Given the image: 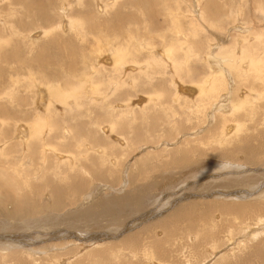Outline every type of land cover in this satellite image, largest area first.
<instances>
[{"label":"rangeland","instance_id":"374dc122","mask_svg":"<svg viewBox=\"0 0 264 264\" xmlns=\"http://www.w3.org/2000/svg\"><path fill=\"white\" fill-rule=\"evenodd\" d=\"M81 4L62 15V0H0V264H264L253 256L264 251V117L255 108L264 67L247 72L264 60V0ZM77 11L82 29L56 28ZM44 27L54 32L35 37ZM107 39L133 53L124 69L105 63L115 50L100 47ZM170 43L171 58L159 56ZM93 70L94 101L36 102L39 90L72 88ZM218 71L223 86L210 100L189 91ZM257 92L253 117L248 107L228 115ZM38 116L47 127L28 139L18 127ZM188 208L186 219L172 217Z\"/></svg>","mask_w":264,"mask_h":264},{"label":"bare ground","instance_id":"6f19581e","mask_svg":"<svg viewBox=\"0 0 264 264\" xmlns=\"http://www.w3.org/2000/svg\"><path fill=\"white\" fill-rule=\"evenodd\" d=\"M82 2H84V1H82ZM26 3V2H25ZM28 4H29V2H27ZM27 4V5H28ZM81 4V0H70V1H66V3H64L63 2V0H62V10H64L63 12H62V15H64V12H68V10H70V8L72 7V6H78L79 7V5ZM82 5V4H81ZM50 7V6H49ZM83 7V6H82ZM81 7V8H82ZM263 8H264V6H262ZM261 8V7H260ZM28 9V8H27ZM31 10V9H30ZM80 10H82V9H80ZM261 10H263V9H261ZM32 14V13H31ZM80 14H82V13H80L79 11H77V14H75L76 16H71V15H69L68 16V18H67V20L66 19H64L63 21H59V24L58 25H56V28H59L60 29V26H61V23L62 22H65L66 23V25H67V28H68V30H71V31H77V29L79 30V29H82L83 28V20H82V16L84 15H82V16H80ZM46 16V15H45ZM57 16V15H56ZM66 16V15H65ZM179 16V15H178ZM48 17V16H47ZM120 17H122L121 15H120ZM65 18V17H64ZM261 18V17H260ZM177 28V27H176ZM177 30H178V28H177ZM175 31V30H174ZM31 32V31H30ZM29 32V33H30ZM54 32V30H53V28H50V27H44L43 28V30L41 29V31L39 30V32H37L36 34L38 35V36H35V37H37V38H39V36L41 35V36H46V35H49L50 33H53ZM14 34V33H13ZM15 35V34H14ZM35 35V34H34ZM11 36V35H10ZM25 36H27V34L25 35ZM34 38V37H33ZM176 38V37H175ZM109 39V38H108ZM105 40L104 42H102L101 41V43H100V47L103 49V50H105V49H107L108 47H110V45L111 46H113V47H115V50H114V48H113V50L114 51H111V52H109L110 53V56H109V58H105L104 59V61H105V63H110L109 65V67H112L113 66V68L115 67V71H117V70H122V69H124L125 68V65H128V62H129V60L128 59H130L131 57H130V55L132 56L133 55V53L130 51V50H128L127 48H126V46H121V45H117V48H116V46L111 42V40L109 41V40ZM182 40V39H181ZM36 41V40H35ZM97 41H100V40H97ZM116 43V42H115ZM119 44H121V42H118ZM117 44V43H116ZM171 44V43H170ZM170 44H166L165 46H163V48L158 52V55L160 56H165V58H171V55H170V48H171V46H173L172 44L170 45ZM181 44V43H180ZM179 44V45H180ZM137 46H135V48H136ZM111 48V47H110ZM102 49H96L97 51H96V53H95V57H98V55H99V53H100V51L102 50ZM175 49H177V47H175ZM112 50V49H111ZM187 51V50H186ZM250 52V51H249ZM191 55V54H190ZM256 57L257 58H259L258 57V55L256 54ZM127 58V59H126ZM154 58L151 56L150 58H149V60H148V63H150L152 60H153ZM84 60V59H83ZM158 63L160 62V58L159 57H156V59H155ZM134 64L135 63H139L138 65H140V61H136L134 58H133V61H132ZM176 62V61H175ZM85 63V62H84ZM83 63V64H84ZM264 60H262V63L261 62H259L258 60H253V59H251L250 61H249V67L251 68V70H247V72L248 73H253V74H255V73H257V72H259L260 70H262V67L261 66H259V65H262L263 67H264ZM176 64V63H175ZM174 64V65H175ZM173 65V66H174ZM146 66V65H145ZM172 66V67H173ZM179 67V66H178ZM174 68V67H173ZM177 68V67H176ZM242 71V70H241ZM241 71H238L239 73L241 72ZM244 71H246V70H244ZM96 72V70H93V71H91V72H84L83 73V77H81V78H78L77 79V77H76V79H77V81H78V83H77V85L76 86H73L72 88H66L67 86H65V87H58V83L56 84H53V85H55V86H53V85H50V86H48V87H44V84H43V82H42V85L41 86H43V88H45L44 90L43 89H41V90H39L38 91V93H37V95H36V102L37 103H43V101H41V99H40V96H41V94H44L45 95V99H44V101H45V106H46V108L45 109H48V107H49V105L53 102V100H52V98L53 97H55V98H57L58 99V97L59 98H61V100H62V98L64 99V98H66V97H71L72 98V100L75 102L74 103V105L76 106V107H79L80 106V104H78L79 102H80V99H83V100H86L87 98H89L90 97V99L91 100H93L94 101V99L93 98H91V94L92 95H95V94H98V92H99V90L100 89H98V86L100 85V82L96 79V81H92L93 80V78H94V76H93V74ZM219 72V71H218ZM220 72H221V70H220ZM216 73L215 75L213 74V75H208L206 78H204V80L199 84L198 83V85L199 86H197V87H199L198 89H196V88H194V89H192V91L193 92H196V91H198L197 93L199 94V96H200V94L202 93V94H205V96H206V98L208 99V100H210V98H211V96H212V93H214V92H220V90L222 89V86H223V80H224V78H223V75L221 74V73ZM245 73V72H244ZM82 74V73H81ZM78 75V74H77ZM263 75H264V69H263ZM79 76V75H78ZM238 75L236 74V77H237ZM74 77V78H75ZM34 78V77H33ZM71 79V78H70ZM75 79V80H76ZM261 79V78H260ZM34 80H35V78H34ZM72 80V79H71ZM95 80V79H94ZM37 81H39V80H36V83H37ZM101 81V80H100ZM70 82V81H69ZM249 82H250V80H249ZM261 82L264 84V76L262 77V79H261ZM40 83H41V81H40ZM65 83V82H64ZM251 83V82H250ZM66 84H67V81H66ZM248 84L249 83H247V85L246 86H248ZM47 85V84H46ZM74 85V84H73ZM100 87V86H99ZM186 88V87H185ZM255 89V88H254ZM252 90V89H251ZM101 91V90H100ZM183 91V90H182ZM185 91H187L188 92V89H186ZM262 95H264V89L263 88H261V90H258ZM184 92V91H183ZM259 92H257V94H255V97H248V95L247 94H245L243 97H239V98H237L236 100H234L233 101V104L231 105V111H230V113H228V115L230 116H232V115H234L236 112H238V111H242V112H245V107H248V111L245 113V115H247V114H249V116H251V117H253V107L255 106L254 104H253V99H257V100H259V99H261L263 96L259 93ZM103 93V92H102ZM114 93V91H113V89H111L110 91H108L107 93H104V95H105V97L106 96H110L111 94H113ZM101 95V93H99V96ZM154 96V97H156V99L157 98H160L159 96H158V94H153V93H150L149 94V96H147V100L148 99H151V96ZM87 97V98H86ZM93 97V96H92ZM107 97V98H108ZM153 97V98H154ZM104 97H102L101 98V100L103 99ZM98 99V98H97ZM146 99V98H145ZM72 100H70V102H73ZM88 100V99H87ZM104 100H106V99H104ZM159 100V99H158ZM157 100V101H158ZM55 101V100H54ZM57 101V100H56ZM65 101H67V99L65 100ZM82 101V100H81ZM95 101H97V100H95ZM99 101H100V99H99ZM156 101V100H155ZM156 101V102H157ZM69 102V101H68ZM87 102H89V101H87ZM92 102V101H91ZM90 102V103H91ZM198 102V101H197ZM54 103V102H53ZM56 103V102H55ZM54 103V104H55ZM64 103V102H63ZM62 103V104H63ZM67 103V102H66ZM94 103V102H93ZM92 103V104H93ZM158 103V102H157ZM156 103V104H157ZM160 103V102H159ZM203 103H201L200 102V104H198L197 103V106H198V108H202L203 106H201ZM66 107H67V105L66 104H64ZM71 105V104H70ZM73 105V106H74ZM95 105V104H94ZM108 106H110V104H107ZM106 105V107H108ZM247 105V106H246ZM44 106V107H45ZM112 106V105H111ZM111 106L110 107H108L109 109H112V110H114V108L115 107H113L112 106V108H111ZM64 107V106H63ZM62 107V108H63ZM154 107V106H153ZM108 108H106V111L108 110ZM255 108H258V109H256V113L260 110V111H263L262 112V115H263V117H264V103H262V104H260V105H256L255 106ZM64 109V108H63ZM68 108H66V110H67ZM121 109V108H120ZM111 110V111H112ZM116 110H118V108H116ZM197 110H199V109H197ZM115 111V110H114ZM117 112V111H116ZM118 114H120V113H118ZM220 114V113H219ZM223 114V113H222ZM37 115V114H36ZM226 115V114H225ZM244 115V116H245ZM125 116H127V115H125ZM129 116V115H128ZM127 116V117H128ZM45 117V116H44ZM123 117V116H122ZM225 117V116H224ZM247 117V116H246ZM48 119V118H47ZM188 121V120H187ZM228 121H230V120H228ZM238 121H240V120H238ZM45 122L46 121H44L42 118H40V116H38L37 117V119H35V121L33 120V122H29V123H25L24 124V127L26 128V138H28V139H30L31 137H33V136H36V135H41V133H42V131H43V128L46 126V124H45ZM114 122V121H113ZM239 123H241V122H239ZM238 122H237V124L236 125H229V127H227V133H226V135H223L224 136V138H225V142H228V140L226 139L227 138V136L228 135H238V132L242 129V125H240ZM91 124V123H90ZM112 124V123H111ZM92 125V124H91ZM51 126V125H50ZM110 126V125H109ZM47 127V126H46ZM52 127V126H51ZM111 127V126H110ZM112 127H114V126H112ZM52 128H49L48 129V131H50ZM93 129V128H92ZM226 129V128H225ZM113 130V128L111 129V131ZM116 130V129H115ZM248 130L249 129H246V134L245 135H247V132H248ZM243 131V130H242ZM17 132H19V131H17ZM123 132V131H122ZM104 134V133H103ZM23 135V134H22ZM74 135V134H73ZM122 135V134H121ZM124 135H125V133H124ZM37 136V137H38ZM108 137V136H107ZM87 138V137H86ZM246 138V137H245ZM35 139V138H34ZM77 139V138H76ZM38 140H40V138L38 139ZM82 140H83V138H82ZM86 140V139H85ZM247 140H248V138H247ZM37 141V140H36ZM92 141V140H91ZM248 141H250V140H248ZM105 143V142H104ZM251 143V142H250ZM109 144V142L108 143H106V144H104V146H102L101 145V147L98 149L99 151H97V154H95V155H97V158L98 157H100V158H102L103 159V157L105 158L106 156H108L107 155V152H108V150H109V146H106V145H108ZM234 146V145H233ZM232 146V147H233ZM250 146V145H249ZM106 147L108 148V149H106ZM236 149H237V147H235ZM89 149L91 150H89L90 151V153L91 152H93L92 151V149H94V147L93 148H90V146H89ZM182 149V148H181ZM240 149V148H239ZM95 150V149H94ZM187 150H190V148L189 147H187L186 149H182V150H180V152L179 153H188V152H186ZM238 150V149H237ZM246 150H248V148L246 149ZM191 151V150H190ZM68 152H71V151H68ZM192 152V151H191ZM79 153V152H78ZM94 153V152H93ZM96 153V152H95ZM177 153H178V151H177ZM246 153V152H245ZM73 154V157L75 158L76 156H74V153H72ZM77 154V153H76ZM174 155H175V153H173ZM79 155V154H78ZM178 155V154H177ZM176 155V156H177ZM187 155V154H186ZM82 156V155H81ZM92 156V155H91ZM182 156V155H181ZM83 157V156H82ZM82 157H78V158H81L82 159ZM69 158V157H68ZM77 158V157H76ZM174 159H176V158H171V160H174ZM180 159V158H179ZM179 159H176L177 161L179 160ZM66 160V159H65ZM73 160H77V159H73ZM105 160V159H104ZM71 161H72V159H71ZM106 161V160H105ZM182 161H184V160H182ZM76 162V161H75ZM78 162V161H77ZM179 162V161H178ZM70 163V162H69ZM79 163V162H78ZM77 163V164H78ZM82 163V162H81ZM91 163H92V161H91ZM95 163V162H94ZM99 163V162H98ZM77 164H75V166L77 165ZM85 164V163H84ZM86 164H88V163H86ZM176 164V163H175ZM72 165H74L73 163H72ZM71 165V166H72ZM79 165V164H78ZM100 165V164H99ZM68 167L70 166V165H67ZM74 166V167H75ZM87 166V165H86ZM85 166V167H86ZM73 167V166H72ZM73 167V168H74ZM78 166H76V169H79V168H77ZM71 169V171H72V168H70ZM70 169H68L69 171H70ZM97 170H98V168H97ZM96 174V173H95ZM94 175V174H93ZM100 175V174H99ZM97 177V176H96ZM77 183V182H76ZM234 203V202H233ZM240 203V202H239ZM227 205V204H226ZM253 206L254 208H255V211H256V206H255V204H253V205H251V204H246L245 206H244V204H243V207L245 208V209H248V210H252V209H254V208H251V207ZM224 207H226V206H224ZM248 207V208H247ZM227 209H230V208H232V209H234V210H236L235 209V204H229V206L228 207H226ZM259 208H260V206H259ZM187 210H190L191 211V209L190 208H188V209H185V210H183V211H181V210H177V211H175L176 213H173L172 214V217L174 218V216L175 217H179V218H182V216L183 217H185V219H186V216H187V213H189V211H187ZM259 211V210H258ZM233 214H236L237 212L236 211H233L232 212ZM253 213V212H252ZM245 214V213H244ZM259 215V214H258ZM257 217V216H256ZM258 217H260V216H258ZM257 217V218H258ZM264 217H261V219H263ZM172 219V218H171ZM233 219H238L237 218V216H233ZM255 219V218H254ZM173 220V219H172ZM171 220V221H172ZM181 220V219H180ZM259 220V219H258ZM235 221V220H234ZM245 221V220H244ZM248 221V220H247ZM256 221V220H255ZM166 222L169 224V227L170 226H172L173 224H176V223H171V222H168V220H166ZM263 222V221H262ZM171 223V224H170ZM242 223V222H241ZM245 223H246V221H245ZM249 223V222H248ZM247 223V224H248ZM256 223V222H255ZM260 222H258V224H259ZM165 225V224H164ZM246 225V224H245ZM250 225H248L246 228H248ZM263 226V225H262ZM264 227V226H263ZM262 234V233H261ZM132 239V238H131ZM134 239V238H133ZM247 241H249V240H247ZM247 241H243V242H245L246 244H247ZM159 243V242H158ZM239 247L241 248V246H240V244H239ZM238 246H237V248H239ZM242 247L244 248V246H243V244H242ZM242 248V249H243ZM149 252V251H148ZM264 251L263 250H260V249H255V251H254V253H253V256L255 255V256H258L260 259H262V258H264ZM151 255V254H150ZM146 256H147V254H146ZM145 256V257H146ZM222 256V255H221ZM227 256V255H226ZM148 257V256H147ZM151 257V256H150ZM231 257V256H230ZM222 259L224 258L225 259V255H224V257H221ZM223 259V260H224ZM149 260V259H148ZM219 260V259H218ZM150 261H152V260H150ZM219 262V261H218ZM220 263V262H219Z\"/></svg>","mask_w":264,"mask_h":264},{"label":"water","instance_id":"95a60500","mask_svg":"<svg viewBox=\"0 0 264 264\" xmlns=\"http://www.w3.org/2000/svg\"><path fill=\"white\" fill-rule=\"evenodd\" d=\"M192 89H193V88L189 89V91H190V92H193ZM40 99H41V101H44V99H45V95H44V94H41ZM18 129H19V131H21L22 133H24V134L26 133V128H25L23 125H19Z\"/></svg>","mask_w":264,"mask_h":264}]
</instances>
